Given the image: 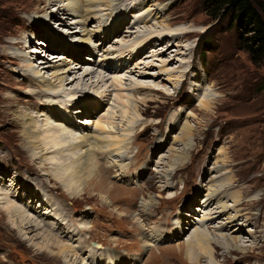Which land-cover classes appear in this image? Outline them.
<instances>
[{
  "label": "rangeland",
  "instance_id": "rangeland-1",
  "mask_svg": "<svg viewBox=\"0 0 264 264\" xmlns=\"http://www.w3.org/2000/svg\"><path fill=\"white\" fill-rule=\"evenodd\" d=\"M137 2L152 8L154 15L163 10L162 17L132 25L139 20ZM113 5L109 10L97 7L101 15L86 25L93 32L89 40L95 36L91 48L83 52L84 61L75 64L81 66V75L86 67L93 68L92 82L97 73L104 76L100 89L84 94L98 107L84 116L76 113L73 120L94 146L102 185L90 182L91 178L80 196L70 197L59 183L43 176L22 149L13 113L27 107L36 114L34 109L41 105L38 98L29 97L36 87L23 77L22 58L8 56L15 52L11 43L27 35V47L18 50L35 55L37 61L68 60L69 49L62 48L53 34L64 32L58 24L64 15L47 21L48 26L34 24L30 19L38 7H44L40 0H0L1 178L8 186L30 183L31 191L45 190L57 206L63 205L58 208L70 231L78 233L81 241L86 237V252L91 245L100 246L130 264H197L186 254V243L197 230H205L213 243L223 242L213 229L215 222L209 223L207 211L202 210L204 198L220 182L226 185L222 195L230 196L229 205L235 204L234 198L240 200L235 208L239 215L232 213L237 221L226 234L231 239L242 232L238 246L243 252L213 244L216 260L210 262L196 250L198 264H264V64L251 63L236 31L227 21L211 20L210 6L203 0H115ZM58 7L53 3L49 11ZM45 35L54 52L48 50ZM79 45L75 42L76 49ZM77 93L61 98L38 94L43 103L54 105L42 106V114L71 110L70 99L82 96ZM187 124L192 131L188 140L181 138ZM98 137L112 143L98 144L99 149ZM188 203L184 213L188 214L181 216ZM86 212L91 229L79 233V218ZM181 220L182 233L174 230L182 227ZM155 233L162 238H154ZM75 254L86 257L78 250ZM0 264L64 263L36 250L0 211Z\"/></svg>",
  "mask_w": 264,
  "mask_h": 264
},
{
  "label": "bare ground",
  "instance_id": "bare-ground-1",
  "mask_svg": "<svg viewBox=\"0 0 264 264\" xmlns=\"http://www.w3.org/2000/svg\"><path fill=\"white\" fill-rule=\"evenodd\" d=\"M114 1L115 0H40L41 5L44 4V7H38L36 15L30 19V22L48 26L47 21L58 17L60 14L64 15L61 19H59L60 17L58 18V24L61 28L65 29L64 32L53 33V30L49 29L48 33L56 34L54 36L59 38L62 48H68V52L72 55L74 54V57L67 54L68 60L66 61L63 58L58 59V57H54L57 58L55 61H49L48 59L37 61L35 60V55H29L25 50H18V47L20 46H23V49L27 47L28 38H30V36L27 35H25L21 41L11 43V47L12 49H15V52L8 53V56H12L13 59L18 60L22 58L24 61V64L21 66L23 69H26V71L24 69L25 73H23V77L29 80L28 83H34V86L36 87L29 93V97L31 98L34 96V98H38L40 102L39 104L41 105L39 109H34L37 112L36 114L27 107H19L18 110L13 113L14 125L20 130L19 133L22 142V149L28 154V157L32 161L36 162L39 170L43 172V176L55 180L57 184L59 183L70 197L80 196L85 191V188H83L84 183L91 178L92 181L90 182H96L97 185H102L97 171V167L101 166H99L100 164L98 160L94 158V150H92L94 149V146L92 147L91 140L87 138L88 135H84L85 133L83 134V130L76 126V124H74L76 121L74 122L73 120H75L76 113L77 115L82 114L84 116V114L89 111L88 109L92 108L91 110H93L98 107V103L94 104V101L87 98L88 93L87 95L84 94L91 89H100V85H103L104 83V76L97 73V80L92 82V78L95 76V72L93 73L91 70L93 68L86 67L81 75L80 70L82 69L79 65L84 61H82V59H84L82 58L83 52L91 48L89 45L95 37L93 34L89 40L88 35L93 32L86 28L87 23L93 22L101 15L97 8L98 6L102 7L104 5L109 10L114 4ZM53 3H58L59 7L56 10L49 11V8ZM143 5L142 2L134 4L135 8H139V13H141V15H139V13L135 14L139 16V20L132 25L139 26L141 24H147L151 18L152 20L154 19L157 21L162 17L160 16L162 15L160 13H162L163 10L154 15V12H151V7V9H149V7L142 8ZM142 11H144V13H142ZM109 15H113V13H110ZM103 16L104 15H102V17ZM138 16H134V18L136 17L137 19ZM105 28L106 27L103 26V29ZM33 35L34 34H32V36ZM45 39H47V43H50L49 37H46V35ZM77 41L78 44H80L77 49L80 48L82 50L76 49L75 42ZM42 43L45 44L46 42L43 41ZM44 44L41 46H44ZM46 46H48V50L53 51L51 43ZM58 48H60V46H58ZM39 49H43V47H39ZM91 51L93 50L90 49L88 53ZM38 52V50L35 51V53ZM75 64L79 65L75 66ZM47 76H50L51 79ZM37 88L40 92L36 90ZM77 92H81L80 94L82 96H75L70 99L69 104L72 105L71 110L60 108L58 109L59 112L54 116L49 110H46V113L42 114V106H46V109H49L54 107V105L49 104L48 102H46L47 104L43 103L42 96H37L38 94H43L45 95L44 97H46V95L49 97L50 95H53L56 98H61L65 94L68 96L70 94L76 95L78 94ZM5 102L10 103L9 99H6ZM73 106L78 107V110L80 111L77 112V109H73L75 108ZM68 112L70 113L68 114ZM78 123L80 124L82 122L79 121ZM184 132L185 133L181 138L185 137L188 140L191 137L192 132L188 124L185 126ZM103 139L102 137H98L96 145L98 146L99 144L103 146L104 144L102 145V143L106 142V140L104 141ZM106 143L110 146L112 142ZM101 146H98L100 147L99 149L102 148ZM113 146H115V144ZM116 146L118 148L117 144ZM112 151L110 153H112ZM94 159H96V161ZM113 166L116 165H112V168ZM172 174L173 172H171V175ZM6 183L7 180L4 178L2 179L0 176V211L7 219L11 228L16 230L20 237L31 243L36 250L45 252L56 259H61V262L64 264H130L129 261H122L117 252L109 249L105 251L100 246L93 247L91 245L90 250L86 252L85 250L87 248L84 245L86 237L81 241V236L78 233L70 231L67 225V217H65L58 208L61 205L57 206L54 198H52L45 190H42L43 192H39L38 190L31 191L33 186L30 183L23 184V187H14V182L9 186ZM224 186L226 185L219 182L218 185L215 186L214 191L212 189V191H209L206 198H204L205 205H203V207H205V209H202L207 211V217L205 216V218H207L206 220L211 224L215 222L216 226H214L213 229L217 233L216 236L218 235L219 238L223 239V242L215 241V243H213L212 240L209 239L208 234L204 232L205 230H197L194 232L186 243V254L188 258L190 257V259L197 264L200 259L198 252L204 257H208L210 262H214V260H216L215 248L217 247L223 248V246H225L226 249H235L243 252L242 247L238 246L240 241L238 235L242 234V232H235L238 235L235 234L236 236L230 237L231 239H229L226 234L232 227L234 221H237L232 216V213L234 216L235 214L237 216L239 215V211L235 208L237 207L236 203H239L240 200L234 198L235 204L229 205L227 200L230 199V196L228 197L227 195L225 197V193L222 195ZM224 198L226 200H224ZM189 204L191 203L183 206L181 216L188 214L184 213L187 212L185 210L188 209ZM199 211L201 213V210ZM88 215H90V213L86 212L80 216L77 229L79 233L91 229V227H89L90 223ZM181 225L182 227L177 229H174L173 226L172 229L182 233V231L185 230L183 228L184 222H182ZM70 227H72L71 224ZM187 227H189L188 224ZM242 228L243 225L239 224L237 229H240L241 231ZM164 232H166V234L168 233L167 231ZM156 234L157 233L153 234V237L155 235L154 238H159L158 240H160L162 236ZM69 237L73 238L68 240ZM60 238L65 240H61ZM165 238L170 239L171 237L165 236ZM158 240L156 242H158ZM213 244L215 245V248H213ZM77 250L81 251L82 254L86 253V257H78L75 254ZM196 250H198V252ZM89 258L91 259L90 261H88ZM92 260H94L95 263H92ZM136 260L137 259H135V261Z\"/></svg>",
  "mask_w": 264,
  "mask_h": 264
},
{
  "label": "trees",
  "instance_id": "trees-1",
  "mask_svg": "<svg viewBox=\"0 0 264 264\" xmlns=\"http://www.w3.org/2000/svg\"><path fill=\"white\" fill-rule=\"evenodd\" d=\"M211 20L227 21L255 66L264 64V0H203Z\"/></svg>",
  "mask_w": 264,
  "mask_h": 264
}]
</instances>
